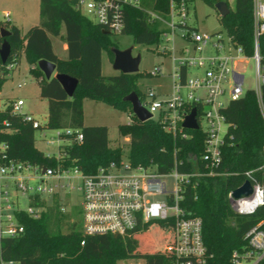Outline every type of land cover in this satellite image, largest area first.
I'll list each match as a JSON object with an SVG mask.
<instances>
[{"label": "trees", "instance_id": "obj_1", "mask_svg": "<svg viewBox=\"0 0 264 264\" xmlns=\"http://www.w3.org/2000/svg\"><path fill=\"white\" fill-rule=\"evenodd\" d=\"M39 25L30 27L22 35L20 29L8 22L0 21V28L10 31L6 40L11 46V55L6 63L0 60V88L10 70L7 64L15 58L18 64L25 56L29 73L37 80L39 95L47 99V125L49 128L72 127L79 129L82 141L67 148L65 166H77L83 173L94 172L98 166L121 159V148L109 145L108 127L105 125H84V99L104 103L129 112L131 104L123 98L134 91L140 100L136 73H116L104 77L101 73V52L105 50L112 59V47L107 26L93 22L75 8L76 0H39ZM178 1V0H176ZM188 1V0H187ZM214 7L215 3L227 0H203ZM170 0H139L138 4H123L120 7L122 29L119 34H128L137 44H157L163 28L158 20H150L148 10L167 18ZM228 4V3H227ZM231 41L243 48L245 55L252 54V1L235 0L234 9L225 17H219ZM63 29V33H62ZM50 36L60 37L67 45V55L60 58L53 50ZM3 38L0 36V44ZM262 64L264 65V35L259 38ZM40 59L53 62L56 72L65 73L78 79V84L69 97L58 80L46 79L37 66ZM184 80L185 69L181 68ZM264 107V85L261 88ZM196 108L199 110L200 105ZM6 111L0 113V120H7L15 132L6 133L9 154L18 160H27L43 166H53L54 160L45 156L34 146V130L19 116ZM132 112V109H131ZM228 124V130L221 147L222 162L219 171L227 176L204 174L200 162L203 151L202 130L184 129L189 134L179 135L162 129L153 119L143 122L134 115L132 123L119 125V133L129 136L128 160L133 165L152 167L159 173L173 168L189 173L198 169L203 174L185 187L182 207L202 220V236L211 264H234L232 252L246 246L244 235L260 220L264 221V205L255 214L237 215L231 209L227 193L243 182L244 172L264 163V117L254 91L248 90L238 99L228 102L221 109ZM264 188V168L257 172ZM57 212L53 207L41 213L38 218L24 216V233L4 241L7 258L19 260L22 264H115L117 258L129 257L118 243L120 235L96 234L83 236L80 229L72 227L68 232L59 231ZM163 225V232L172 231V225L151 221L142 227ZM141 228V227H139ZM137 228L133 233L138 231ZM84 239V245L80 241ZM105 248L107 253L101 250ZM167 243L159 252L144 257L145 264H172L165 256ZM135 255V251H131ZM264 264V258L260 262Z\"/></svg>", "mask_w": 264, "mask_h": 264}, {"label": "built area", "instance_id": "obj_2", "mask_svg": "<svg viewBox=\"0 0 264 264\" xmlns=\"http://www.w3.org/2000/svg\"><path fill=\"white\" fill-rule=\"evenodd\" d=\"M252 1V54L245 55L241 46L235 45L225 33L200 32L193 26H187V0H170L167 18L148 10L150 20H158L164 25L161 36L166 42L173 40L176 29L185 27L181 39L184 44L175 49L172 58L176 61L173 69V81L170 92L165 97H159L154 88H149L140 100L151 113L163 130L182 138L189 136L183 131L182 123L192 108H196V119L199 128L204 133L203 151L200 155L205 173L215 176H227L228 172L219 171L222 162L221 147L228 130L221 109L229 101L238 99L248 90L254 91L261 113L264 117L261 88L264 85V65L260 53L259 38L264 35V0ZM139 0H76L75 8L96 23L107 26L109 32L119 33L122 29L120 7L123 4H138ZM9 22V20H3ZM209 45L211 54H204ZM175 48V47H174ZM163 52L173 51L167 44ZM177 51V52H176ZM250 58L255 66V87L243 89L244 76L236 68L237 62ZM9 59V58H8ZM7 69L12 70L18 65L12 58ZM181 68L185 69L184 80L181 79ZM201 70V74L189 75V69ZM160 67L150 71L157 75ZM23 82L22 84H24ZM18 84V87L22 85ZM203 89L205 96L198 91ZM228 96L226 103L220 99ZM144 101V102H143ZM24 101L17 99L6 105L1 104L0 113L6 111L12 116H19L29 123L33 130L40 132V139L55 152L45 154L54 160L53 166H43L27 160L14 159L9 154V143L4 138L6 133L15 132L7 120H0V264H22L19 260L7 258L4 254V241L24 233L22 218L30 216L38 218L47 208L43 197L57 188H62L60 180L67 177L69 169L80 179L78 187L81 193V214L83 236L96 234L120 235L135 231L151 221H161L172 225L171 242L168 246L172 254V264H211L210 255L203 241L202 220L199 216L186 211L182 207L183 191L186 186L203 173L195 169L182 173L173 168L166 173H159L152 167L133 165L129 160L111 161L100 165L92 172L85 174L77 166H65L64 160L67 148L82 141L79 129L72 127L49 128L47 121L40 123L31 113L24 112ZM204 123V126H203ZM47 130H52L54 138H45ZM264 157V146L262 148ZM264 168V163L244 172V180L251 184V193L247 196L234 197L232 191L227 193L229 205L234 213L249 216L264 204H255L257 195L264 199V188L257 177V172ZM173 176V187L169 190L165 177ZM37 180L34 187L31 181ZM52 182V184H51ZM236 187V188H237ZM257 187L259 192H257ZM18 194L27 196L32 206L23 209L18 205ZM253 202V211L241 212L247 208L244 202ZM246 246L232 252L234 264H260L264 258V221L250 227L244 235ZM84 245V239L80 241Z\"/></svg>", "mask_w": 264, "mask_h": 264}, {"label": "rangeland", "instance_id": "obj_3", "mask_svg": "<svg viewBox=\"0 0 264 264\" xmlns=\"http://www.w3.org/2000/svg\"><path fill=\"white\" fill-rule=\"evenodd\" d=\"M230 11L234 9L235 0H227ZM188 17L186 19L187 26H193L200 32L206 33H220L225 37V29L219 21V14L215 7H211L203 0H188ZM9 20V24L15 25L20 29L22 35L27 30L35 25H39L40 17V1L39 0H0V21ZM161 28H164L162 24ZM173 40L166 42L164 37L160 36L157 44H137L134 43L133 37L128 34L111 33L110 39L116 44L119 49H126L131 47L133 55H140L139 78L137 85L140 90V96L145 95L149 88H154L159 97H165L169 94L171 84L173 81V69L176 61L172 58L174 50L179 49L183 44L181 39L182 34L185 33V27H179L176 30ZM63 32V29H62ZM53 50L59 56L66 55V51L62 50L63 40L60 37L50 36ZM167 44L171 50L173 44V51L163 52L162 47ZM175 47V48H174ZM177 52V51H176ZM212 49L209 45L204 49V54H211ZM113 56L110 59L107 52L103 50L101 58V73L104 77L118 73L112 66ZM29 67L24 55L21 56L20 62L7 74L0 88L1 104L6 105L11 101L22 99L24 105L22 110L31 113L40 123L47 121L48 109L47 99L41 98L39 95V87L37 80L29 73ZM155 67H160L161 71L157 75H151ZM236 68L241 71L244 76L243 89H253L255 87V66L254 61L250 58L242 59L237 62ZM201 74V70L189 69V75L193 76L195 73ZM25 82L24 84H22ZM22 85L18 87V84ZM205 96V91L200 89L198 91ZM223 103L228 100L227 94L221 96ZM144 102V101H143ZM130 111L127 112L122 109L112 107L103 101L84 99L83 106V122L84 125H105L108 127L109 145L112 147L118 146L121 148V160H128L129 153V136L127 134L119 133V125L134 122V115ZM129 119V120H128ZM126 123V124H127ZM204 126V123H203ZM44 139L54 138L52 130H47ZM34 146L44 154L55 152V148L46 145L40 139V132L35 131ZM173 176L165 177L164 180L168 184V189L173 187ZM80 179L69 169L67 177L60 180L61 188H57L52 193L43 195L47 202V207H53L57 212V222L59 231L62 233L68 232L72 227L75 229L82 228V214H81V193L78 189ZM38 184L37 180L31 181L34 187ZM52 184V182H51ZM18 205L27 209L32 204L29 202L27 196L18 194ZM47 209V208H46ZM164 226L159 224L151 227H141L136 233L132 231L119 238L121 250L129 255L126 258H117L115 264H145L144 257L148 254L159 252L162 245L171 242V232H163ZM165 231V230H164ZM107 253L105 248L101 250ZM131 251H135L132 255ZM165 256L172 262V254L168 249L165 250Z\"/></svg>", "mask_w": 264, "mask_h": 264}, {"label": "water", "instance_id": "obj_4", "mask_svg": "<svg viewBox=\"0 0 264 264\" xmlns=\"http://www.w3.org/2000/svg\"><path fill=\"white\" fill-rule=\"evenodd\" d=\"M216 11L220 17H225L230 13V8L225 1H219L214 5ZM10 34L7 28H0V36L3 38L0 44V60L4 64L11 55V46L6 40V37ZM111 51L113 53V68L118 71V73H136L139 70L140 55H133L132 48L119 49L117 47H112ZM37 66L43 72L46 79L54 77L61 84L62 88L66 94L71 97L78 84V79L65 73L56 72V66L53 62L45 59H40L37 62ZM131 104L132 113L136 118L143 122L151 118V113L142 105L136 92L132 91L127 94L124 98ZM196 108H192L191 112L186 115L182 127L185 129H198V123L196 119ZM251 193V184L246 180L240 187L235 188L232 191V195L236 198L241 196H247Z\"/></svg>", "mask_w": 264, "mask_h": 264}, {"label": "clouds", "instance_id": "obj_5", "mask_svg": "<svg viewBox=\"0 0 264 264\" xmlns=\"http://www.w3.org/2000/svg\"><path fill=\"white\" fill-rule=\"evenodd\" d=\"M260 190H259V188L257 187V192H259ZM246 205H249L247 208H245V207H242L241 209H240V211L241 212H244V211H253L254 210V207L253 206H251L252 205V203L253 202H248V201H245L244 202ZM255 204H264V199H261L260 198V196L259 195H257L256 196V198H255V202H254Z\"/></svg>", "mask_w": 264, "mask_h": 264}, {"label": "crops", "instance_id": "obj_6", "mask_svg": "<svg viewBox=\"0 0 264 264\" xmlns=\"http://www.w3.org/2000/svg\"><path fill=\"white\" fill-rule=\"evenodd\" d=\"M63 33V32H62ZM62 50L63 51H66V55H67V45L63 42V47H62ZM103 52V51H102ZM102 52H101V58H102ZM66 55H64V56H59L60 58H65L66 57ZM107 55H108V53H107ZM108 57H109V55H108ZM83 106H84V102H83ZM129 120V119H128ZM128 122V121H127ZM126 122V123H127Z\"/></svg>", "mask_w": 264, "mask_h": 264}]
</instances>
